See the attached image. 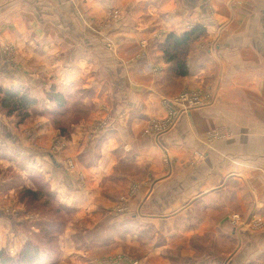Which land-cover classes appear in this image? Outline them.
<instances>
[{
	"label": "rangeland",
	"instance_id": "obj_1",
	"mask_svg": "<svg viewBox=\"0 0 264 264\" xmlns=\"http://www.w3.org/2000/svg\"><path fill=\"white\" fill-rule=\"evenodd\" d=\"M124 17L111 9L84 22L89 36L113 51L111 31ZM62 46L52 50L54 59L64 58ZM98 46L85 51L95 54ZM27 50V44L0 42V63L10 71L0 81V264H264L248 245L254 237L242 234L264 227L248 217L249 197L246 206L195 199L205 188L193 189L191 172L174 170L175 156L156 145H164L177 113L151 118L129 134L137 139H125L123 130L113 137V112L97 105L107 97L92 86L111 81L104 61L96 58L95 69L81 65L76 73L70 53V65L63 60L51 70L41 62L35 71L25 66ZM9 90L33 101L26 113L2 106ZM207 100L183 91L171 102L185 111ZM203 158L196 151L181 164L192 167Z\"/></svg>",
	"mask_w": 264,
	"mask_h": 264
},
{
	"label": "crops",
	"instance_id": "obj_2",
	"mask_svg": "<svg viewBox=\"0 0 264 264\" xmlns=\"http://www.w3.org/2000/svg\"><path fill=\"white\" fill-rule=\"evenodd\" d=\"M111 9L125 14L111 31L113 51L89 36L84 22L86 15L100 18ZM194 27L204 34L189 43L188 72L179 77L164 59L162 45L167 35ZM0 42L27 44L30 64L25 66L35 71L41 62L46 63L42 69L51 70L69 63L70 53L76 73L81 65L95 69L96 58L103 60L111 81L92 86L100 98L107 97L108 103L97 105L99 112L107 104L113 112L119 128L113 137L123 130L125 139H137L129 134H137L151 118L177 113L172 129L162 134L167 146L155 143L175 156L174 170L191 172L193 189L205 188L195 199L207 195L212 202H249L248 217L264 221V0H0ZM59 44L65 55L54 59L52 50ZM93 44L99 45L96 57L85 51ZM1 73L6 77L10 71L0 63V81ZM183 91L208 100L182 111L171 101ZM196 151L202 161L183 166ZM242 234L254 237L248 241L254 260L264 259V227Z\"/></svg>",
	"mask_w": 264,
	"mask_h": 264
},
{
	"label": "trees",
	"instance_id": "obj_3",
	"mask_svg": "<svg viewBox=\"0 0 264 264\" xmlns=\"http://www.w3.org/2000/svg\"><path fill=\"white\" fill-rule=\"evenodd\" d=\"M204 34V30L199 27H194L193 29L183 33L182 35L169 34L167 35L164 44L162 45V50L164 56L166 57L167 63H172L175 67L176 75L179 77H184L187 75V67L185 64V59L182 55V51L184 52L185 48L188 47L189 43L202 36ZM172 49L174 51L173 54H166L168 51L166 50ZM181 54L178 55V53ZM185 55V54H184ZM33 101H30L25 94H19L17 90L11 91L9 90L5 97L2 100V106L10 110V112H24L26 113L30 105Z\"/></svg>",
	"mask_w": 264,
	"mask_h": 264
},
{
	"label": "built area",
	"instance_id": "obj_4",
	"mask_svg": "<svg viewBox=\"0 0 264 264\" xmlns=\"http://www.w3.org/2000/svg\"><path fill=\"white\" fill-rule=\"evenodd\" d=\"M178 102H184L185 100L183 98L176 99Z\"/></svg>",
	"mask_w": 264,
	"mask_h": 264
}]
</instances>
